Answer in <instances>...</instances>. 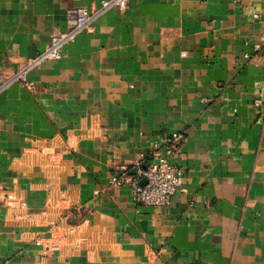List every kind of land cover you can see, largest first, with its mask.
<instances>
[{
    "label": "crops",
    "instance_id": "0c3cea01",
    "mask_svg": "<svg viewBox=\"0 0 264 264\" xmlns=\"http://www.w3.org/2000/svg\"><path fill=\"white\" fill-rule=\"evenodd\" d=\"M99 2L0 0V264H264V0H130L9 81ZM155 152L165 207L114 183Z\"/></svg>",
    "mask_w": 264,
    "mask_h": 264
},
{
    "label": "built area",
    "instance_id": "2783aa9c",
    "mask_svg": "<svg viewBox=\"0 0 264 264\" xmlns=\"http://www.w3.org/2000/svg\"><path fill=\"white\" fill-rule=\"evenodd\" d=\"M129 2L130 0H100L99 5L92 8L80 7L68 10L65 30L53 35L47 46L33 58L28 59L23 69L12 74L9 81L19 80L27 83L26 73L30 68L44 62L58 60L64 46L72 42L78 34L86 31L98 16L112 8L124 10ZM176 139L177 137L174 136L173 140ZM170 152L172 148L167 149V153ZM142 181H145V184ZM114 183L128 184L138 204L165 207L169 206L172 197L182 190L183 170L155 152L145 162L143 168L132 173H122L114 179Z\"/></svg>",
    "mask_w": 264,
    "mask_h": 264
},
{
    "label": "water",
    "instance_id": "95a60500",
    "mask_svg": "<svg viewBox=\"0 0 264 264\" xmlns=\"http://www.w3.org/2000/svg\"><path fill=\"white\" fill-rule=\"evenodd\" d=\"M143 184H145V181H142Z\"/></svg>",
    "mask_w": 264,
    "mask_h": 264
}]
</instances>
